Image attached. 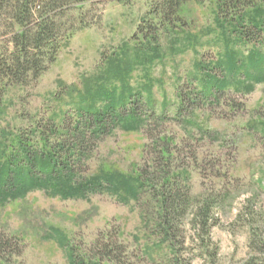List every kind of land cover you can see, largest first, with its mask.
<instances>
[{
  "label": "rangeland",
  "instance_id": "1",
  "mask_svg": "<svg viewBox=\"0 0 264 264\" xmlns=\"http://www.w3.org/2000/svg\"><path fill=\"white\" fill-rule=\"evenodd\" d=\"M71 1L64 31L89 27L36 81L0 83V264L94 263L106 242L124 264H264V2L226 20L219 0L171 19L162 0ZM109 108L94 135L89 109ZM50 146L72 175L46 169Z\"/></svg>",
  "mask_w": 264,
  "mask_h": 264
},
{
  "label": "trees",
  "instance_id": "2",
  "mask_svg": "<svg viewBox=\"0 0 264 264\" xmlns=\"http://www.w3.org/2000/svg\"><path fill=\"white\" fill-rule=\"evenodd\" d=\"M83 0H73L68 2L79 6L71 9L81 10L84 7ZM188 0H162L158 3V11L163 12L164 15L171 19L177 12L182 3ZM206 1V0H199ZM259 1L264 0H219L220 15L226 20H235L240 16L243 11L249 7H253ZM66 0H9L12 10V27L13 32L9 39L1 40L0 43H7L4 51L0 50V83L3 80H7L6 85L21 84L26 85L30 82L36 81L43 75V73L49 68V65L54 63L58 53L68 39L75 35V33L83 28L89 27L86 22H79L81 25L77 26L72 24L71 30L64 31V23L61 18L65 14L64 6H66ZM72 7V6H68ZM4 5H0V9H3ZM75 14L73 17L75 18ZM83 23V24H82ZM140 29H142L140 27ZM255 29L260 30L258 26ZM109 108L105 111H93L89 109L88 114L91 119L90 122L96 123V128L92 130L94 135L101 133H107L109 131V125L106 123V119L110 117L111 120L119 122L121 116L116 115L115 111ZM135 113H139L136 111ZM78 130V128H76ZM70 131V136H71ZM72 144L82 145L84 141V134L76 132L74 135ZM44 166L52 175L67 171V174H73V170L69 167L67 160H61L59 154L53 147H48L47 153L44 155ZM37 158L29 159L28 162V174L35 173ZM9 179V178H8ZM9 181V180H7ZM168 178L164 180V184L168 183ZM5 184V183H4ZM8 184V183H7ZM153 186L152 178L147 174H140V183L137 191L140 188L147 186ZM164 187V186H163ZM161 207L167 212V210H179L180 198L178 194H161ZM168 218L167 225L172 223L169 214H166ZM162 223V222H161ZM165 224V222H163ZM99 253L97 254L99 259L94 263L99 264L100 260H107L115 264H124V262L118 258L116 249L117 244L113 242L99 243ZM73 256V255H72ZM85 263V262H82Z\"/></svg>",
  "mask_w": 264,
  "mask_h": 264
}]
</instances>
